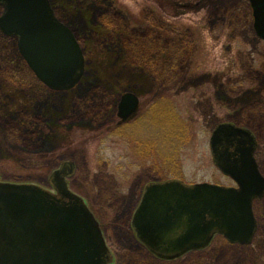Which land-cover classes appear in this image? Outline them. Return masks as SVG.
I'll list each match as a JSON object with an SVG mask.
<instances>
[{
	"label": "rangeland",
	"instance_id": "obj_1",
	"mask_svg": "<svg viewBox=\"0 0 264 264\" xmlns=\"http://www.w3.org/2000/svg\"><path fill=\"white\" fill-rule=\"evenodd\" d=\"M51 3L82 44L85 72L72 89L52 90L21 70L17 39L0 32V180L52 190L53 171L72 161L69 187L94 212L113 264H264V199L252 244L217 236L170 261L155 257L131 225L155 180L234 185L210 149L220 122L250 124L264 170V39L250 0ZM126 92L152 101L119 124ZM240 98L258 107L241 108Z\"/></svg>",
	"mask_w": 264,
	"mask_h": 264
},
{
	"label": "water",
	"instance_id": "obj_2",
	"mask_svg": "<svg viewBox=\"0 0 264 264\" xmlns=\"http://www.w3.org/2000/svg\"><path fill=\"white\" fill-rule=\"evenodd\" d=\"M255 28L264 38V0H250ZM0 30L17 38L18 50L36 77L53 90L72 89L85 72V56L74 31L50 0H0ZM138 98L125 93L119 116L127 119ZM216 166L237 186L178 179L151 183L133 216L140 241L157 257L174 259L205 248L216 234L249 244L257 229L253 200L264 195V176L245 128L222 123L212 132ZM64 162L51 175L54 191L33 183L0 180V264H111L113 255L99 221L66 176Z\"/></svg>",
	"mask_w": 264,
	"mask_h": 264
},
{
	"label": "flooded vegetation",
	"instance_id": "obj_3",
	"mask_svg": "<svg viewBox=\"0 0 264 264\" xmlns=\"http://www.w3.org/2000/svg\"><path fill=\"white\" fill-rule=\"evenodd\" d=\"M51 1V0H50ZM55 9V8H54ZM253 16H254V13H253ZM83 53L85 54V51L83 50ZM134 93V92H133ZM244 93H246L245 94V96L246 97H250V96H252L251 94H253V95H255V93H251V91H247V92H244ZM136 96H137V98H138V108H137V111H136V113H135V115H134V120L139 116V114L143 111V110H145V109H147L148 107H149V104L151 103V101H152V98L151 97H148V98H146V99H141L136 93H134ZM262 96V95H261ZM120 100H121V98L118 100V102H117V107H118V105H119V103H120ZM256 101V100H255ZM255 101H251V100H243L242 101V99L240 98V104H241V108H243L244 107V109H249L250 107H253V105H255V106H257L258 107V105H257V102H255ZM258 104H259V108H261L260 107V105L261 104H264V96H262L260 99H259V101H258ZM238 106H240V105H238ZM118 111V110H117ZM120 119V118H119ZM130 120H133V119H130ZM133 120V121H134ZM133 121H131V122H133ZM123 121L122 120H119L118 121V123L119 124H123L122 123ZM128 123H130V122H128ZM220 123H232V124H234V125H236V126H239V127H242V128H245V129H248L252 134H253V136H254V138H255V141H256V148H255V151H254V157H255V159H256V162H257V164H258V167H259V170H260V172L263 174V176H264V170L262 169V166H261V163H260V161H259V157H258V149H259V145H260V141H259V138L256 136V134L253 132V130L251 129V126H250V124L249 123H242V122H236V121H234V120H226V121H224V122H220ZM219 123V124H220ZM218 125V124H217ZM216 125V126H217ZM156 181H160V180H155V181H153V182H156ZM147 186V185H146ZM146 188V187H145ZM145 188H144V191H145ZM144 191H143V194H144ZM143 194H142V196H143ZM142 196H141V199H142ZM141 199H140V201H141ZM264 199V195L262 196V197H259V198H255L254 200H253V211H254V215H255V217H256V220H257V229H256V233H255V235H254V238H253V241H254V239H255V237H256V235H257V233L259 232V218H258V215H257V209H258V202H261L262 200ZM140 203V202H139ZM139 205V204H138ZM138 207V206H137ZM134 214V213H133ZM132 218H133V216H132ZM131 225H132V219H131ZM253 243V242H252ZM251 243V244H252ZM250 245V244H249ZM243 246H245V245H243ZM194 251V250H193ZM189 252H191V251H189Z\"/></svg>",
	"mask_w": 264,
	"mask_h": 264
},
{
	"label": "trees",
	"instance_id": "obj_4",
	"mask_svg": "<svg viewBox=\"0 0 264 264\" xmlns=\"http://www.w3.org/2000/svg\"><path fill=\"white\" fill-rule=\"evenodd\" d=\"M21 63L23 64V66H22L21 70H22V71H26L25 73H27V72H28V73H29V75H28V76H29L30 78H32V79H33L35 76H34V74L32 73V71L29 69V67H26L25 61H24V60H22V62H21ZM23 68H24V69H23ZM7 71L9 72V73H8L9 75H11V74H12V75L14 76V73H11V72H12L11 70H7ZM28 73H27V74H28Z\"/></svg>",
	"mask_w": 264,
	"mask_h": 264
}]
</instances>
